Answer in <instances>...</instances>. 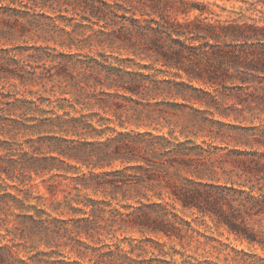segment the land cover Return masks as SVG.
I'll return each mask as SVG.
<instances>
[{
  "label": "rangeland",
  "instance_id": "rangeland-1",
  "mask_svg": "<svg viewBox=\"0 0 264 264\" xmlns=\"http://www.w3.org/2000/svg\"><path fill=\"white\" fill-rule=\"evenodd\" d=\"M204 1L223 17L245 5L243 0ZM0 6V197H27L29 206L0 209V248H12L16 264L42 252L47 254L40 258L58 264H264L263 215L242 209L244 223L260 240L252 242L217 216L183 206L173 193L194 186L224 193L238 204L234 160L251 150L239 143L240 133L264 125V114L236 109L241 107L235 104L236 89L188 78L201 90L189 94L200 100L162 92L143 98L148 106L137 104L120 95L125 93L118 88L124 71L113 74L104 65L138 67L126 59L134 55L103 31V19L88 20L81 9L70 19L72 6L63 12L66 16H55L49 5L41 9L1 0ZM150 109L160 115V123L139 125L146 122L139 111L145 115ZM57 115L68 122L61 126ZM148 129L172 132L176 141L187 143L197 152L192 165L154 170L142 161V169L122 171L138 163L115 159L98 167L94 158L70 160L65 173L34 167L45 164L35 162V155L52 154L44 140L48 135L107 142L118 132ZM138 170L145 179L138 185L107 183L123 174L138 176ZM153 171L164 177L151 175ZM34 206L43 210L36 221L18 215L35 214ZM139 220L161 221L173 233L156 232Z\"/></svg>",
  "mask_w": 264,
  "mask_h": 264
},
{
  "label": "trees",
  "instance_id": "trees-1",
  "mask_svg": "<svg viewBox=\"0 0 264 264\" xmlns=\"http://www.w3.org/2000/svg\"><path fill=\"white\" fill-rule=\"evenodd\" d=\"M12 1L41 9L49 5L55 16H66L63 12L69 11V6H72L74 11L70 19L76 18L74 14H79L78 9L87 12L82 16L88 20L103 19V28H106L103 31L109 32L129 54L134 55L126 59H130L138 67L129 70L131 64H127L125 68L104 65H110V73L113 74L124 71L118 88L125 93L118 94L130 97L137 104L148 106L143 98L149 95L157 97L162 92H167L172 97L200 100L198 95L189 94L193 90L201 91L191 83L196 80L236 89L235 104L241 105L236 109L264 114V0H243L245 5L240 6V10L232 9L225 17L211 7V2L204 0ZM185 78L191 82H187ZM153 111L154 109H150L143 115L144 111L140 110L138 117L143 121L146 119V122L139 125L159 124L160 115ZM56 117L61 119V126L68 122L63 115ZM98 135L102 134L98 132ZM131 135L134 137L131 138ZM240 137L239 143L251 150L239 152L240 156L234 160L238 169V179L234 183L239 186L235 188L234 196L239 201L238 204L224 193L215 195L208 190L193 188L194 186L177 187L173 189V193L174 198L183 206L196 207L203 214H213L220 223L227 224L239 236L252 242L260 241L244 223L246 216L242 209L245 208L251 215L264 216V148L260 149L264 147V125L244 127ZM44 140L47 141L48 152L52 154L35 155V162L45 163L34 166L35 169H58L64 173L70 170V160L94 158L93 165L98 167L111 165L115 159H120L128 163L145 161L154 165V170L159 165L188 168L194 160L192 153H197L188 148L187 143L176 141L172 132H168V135L157 134L150 129L144 132H118L107 142L78 141L51 135ZM53 152L58 155H53ZM105 157H108L107 162H103ZM129 167L142 169V164L126 166L122 171ZM139 171L142 170H138V176L123 174L107 183L112 182L117 187L130 183L138 185L145 180L141 179ZM151 173L164 177L154 171ZM26 199L28 198L22 199L12 194L1 196L0 209L14 206L15 209H26L29 207L25 203ZM34 208L35 214L20 212L18 215L23 219L36 221L35 217L43 210L36 206ZM160 222L139 220L138 223L156 232L173 233L167 225L159 224ZM46 254L42 252L39 258L31 256V261L21 259L20 262L58 264L40 258ZM0 264H16L12 248H0Z\"/></svg>",
  "mask_w": 264,
  "mask_h": 264
}]
</instances>
